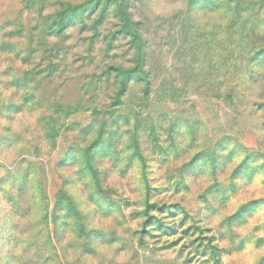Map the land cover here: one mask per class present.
Here are the masks:
<instances>
[{"label": "rangeland", "instance_id": "1", "mask_svg": "<svg viewBox=\"0 0 264 264\" xmlns=\"http://www.w3.org/2000/svg\"><path fill=\"white\" fill-rule=\"evenodd\" d=\"M103 1L70 13L75 25L60 40L47 32L56 8L0 0V152L14 146L20 160L7 175L0 164V264H91L101 244L114 242L130 254L126 264H246L238 254L264 239L241 238L236 227L264 213V200L212 223L236 195H253L246 187L264 174V66L230 69L226 79L195 77L189 34L206 13L190 0L163 18L151 13L150 0H110L94 39L88 17ZM113 65L145 80L114 106L116 81L104 70ZM135 146L148 201L170 211L151 212L168 234L152 227L139 234L146 198L140 165L130 159ZM79 182L94 205L88 215L68 194ZM103 217L115 226L90 230ZM68 232L79 239L66 244ZM225 240L229 247H221Z\"/></svg>", "mask_w": 264, "mask_h": 264}, {"label": "trees", "instance_id": "2", "mask_svg": "<svg viewBox=\"0 0 264 264\" xmlns=\"http://www.w3.org/2000/svg\"><path fill=\"white\" fill-rule=\"evenodd\" d=\"M47 4L52 8H56L53 21L47 29L50 37H57L60 40H65L68 36V30L75 25V21L69 16L74 10L81 6H90L94 9L97 5L96 0L83 2L79 6H75L70 0H32ZM110 0L103 1L102 4L94 11L93 16L88 19L93 24V32L95 38L98 36V26L105 18L106 6ZM190 7L203 9L205 13H219L227 18L226 25H211V18L206 15L202 18L193 19V31H190L189 37L193 38L195 44L193 46L194 55L191 56L192 69L195 77L210 78L215 76V72L219 76L229 77V70L237 67L244 70L250 68L264 66V0H190ZM88 8V7H87ZM88 8V9H89ZM80 16V23L86 21ZM74 20V21H73ZM83 25V24H81ZM97 25V27H96ZM69 27V28H68ZM199 28L201 32L198 34ZM195 30V32H194ZM194 32V33H193ZM193 37H192V35ZM94 39H92L94 41ZM51 52V48L49 50ZM49 58V57H48ZM56 66L49 65L50 74L54 72ZM107 73L111 71L113 78L116 81V94L113 99L112 106L118 104L127 92L130 85L142 86L145 83L144 77L133 72L124 71L117 68L115 65L108 67ZM222 72V73H221ZM213 73V74H212ZM147 90H145V93ZM238 94L237 88L230 87L228 89L229 97H236ZM112 103V102H111ZM76 108L67 109V112H74ZM13 111V110H12ZM11 111V112H12ZM132 161L137 162L141 168L142 190L146 198V206L140 213L142 221L140 223L139 234L148 233V228H157L162 233L168 234L170 227L166 226L158 215H152L151 212L158 214H169V209L160 203H150L151 187L146 178L145 163L141 159V151L138 146L134 147V151L130 156ZM91 160V158L89 159ZM87 174L91 176L94 185L99 188V179L97 171L93 168L91 161H87ZM210 173L212 176L216 174L215 161L213 158L209 161ZM0 183H4L1 181ZM18 195V193H17ZM59 205L56 206L58 208ZM175 230V229H174Z\"/></svg>", "mask_w": 264, "mask_h": 264}, {"label": "clouds", "instance_id": "3", "mask_svg": "<svg viewBox=\"0 0 264 264\" xmlns=\"http://www.w3.org/2000/svg\"><path fill=\"white\" fill-rule=\"evenodd\" d=\"M149 9L154 16L163 18L183 11L185 9V3L184 0H150ZM206 16L211 18L209 27L211 25H226L228 23L227 18L219 13H206ZM19 161L17 149L14 146L0 152V164L4 165L5 169L3 175H7L8 172L13 171ZM238 165L239 164H237L236 167ZM234 169L235 168H233L232 171ZM67 188L69 196H71L74 201L78 202L80 211L83 215H88L90 211L94 210V205L89 202L88 190L85 188L84 183L79 182L67 186ZM245 192L253 193V195L248 196L246 199L242 198L244 193L236 195L227 208L222 210L213 219V227L219 226L225 218L235 215L237 211L246 204L252 201L264 200V174H258L253 182L246 187ZM101 223L103 224L104 230H109L115 226V221H113L111 217H103L98 222L94 221L93 224L90 225V230H100L99 224ZM236 231L241 238H247L254 233L256 240L264 239V213H262L259 208L245 224L236 227ZM77 239H79V237L76 233L68 232L65 235L64 242L66 244H72ZM229 246L227 240L221 242V247ZM118 248L119 245L116 242L110 245L101 244L96 250L97 254L91 260V264H126L130 259V254L127 252H119ZM13 254L17 255L18 253ZM78 254L77 250L70 249L69 259H75ZM238 255L246 261V264H258L259 259L264 258V246L257 248L254 243H250Z\"/></svg>", "mask_w": 264, "mask_h": 264}]
</instances>
